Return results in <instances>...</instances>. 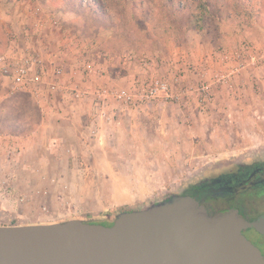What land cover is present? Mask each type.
Segmentation results:
<instances>
[{
  "label": "rangeland",
  "instance_id": "1",
  "mask_svg": "<svg viewBox=\"0 0 264 264\" xmlns=\"http://www.w3.org/2000/svg\"><path fill=\"white\" fill-rule=\"evenodd\" d=\"M45 15L56 32L34 26ZM47 42L55 62L41 52ZM239 50L248 52L244 70L230 85L216 84L213 100L198 106L192 91L198 72L206 70L204 79L213 81L225 63L232 65L223 55ZM8 52L39 56L47 70L62 67L69 85L129 88V79L159 77L175 93L190 92L171 103L114 104L111 121L90 140L95 114L48 115L52 128L45 130L29 95L5 98L10 91L0 90V135L16 140L13 146L0 140L1 176L15 174L30 200L17 207L0 199V226L104 224L264 153V0H0V54ZM183 74L187 80H174ZM47 137L58 155L53 161ZM80 161L94 176L77 174Z\"/></svg>",
  "mask_w": 264,
  "mask_h": 264
},
{
  "label": "water",
  "instance_id": "2",
  "mask_svg": "<svg viewBox=\"0 0 264 264\" xmlns=\"http://www.w3.org/2000/svg\"><path fill=\"white\" fill-rule=\"evenodd\" d=\"M235 212L210 218L172 195L105 226L77 219L0 226V264H264Z\"/></svg>",
  "mask_w": 264,
  "mask_h": 264
},
{
  "label": "built area",
  "instance_id": "3",
  "mask_svg": "<svg viewBox=\"0 0 264 264\" xmlns=\"http://www.w3.org/2000/svg\"><path fill=\"white\" fill-rule=\"evenodd\" d=\"M41 24L40 21H35L34 26L40 28ZM247 53L245 50H239L232 55H223L222 61L226 62L231 58L232 61L229 64L232 65L225 63L226 69L215 73L211 82H207L204 79L206 77V70L198 72L200 74L199 84L192 89L195 92L198 106H207L213 100V87L216 84L228 86L232 78L244 70L246 67L245 63L247 62L245 61ZM63 76L64 70L62 67L53 66L47 70L45 62L39 56L31 54L16 56L10 52L0 54V80H6L11 83L10 94L25 93L39 103L43 98L45 89H47L66 95L74 103L89 104L90 113L95 114L91 117L89 126L88 138L90 140L98 139L100 125L111 121L110 113H115V110H109L110 105L133 107L151 102L171 103L177 102L180 97L190 92V89L186 87L175 93L170 83L159 77H152L142 81L138 80L129 88H113L106 85L88 88L81 84L69 85L65 82ZM177 77L174 78L175 81H179V76ZM2 139H6L7 142L9 141L10 146L16 143L14 137L11 136L0 135V140ZM66 152L70 153V150ZM15 165L17 163H13L12 167H15ZM76 172L81 177L94 176L91 167L82 161L78 164ZM15 176V174H8L7 178H2L0 171V199L18 207L30 200L26 194L18 190L15 184ZM41 180H45L44 175H41ZM55 182L57 185L59 184V181ZM62 187L65 189L66 185ZM32 192L39 195L42 194L43 196L47 194L45 189H35ZM45 209L46 207L43 205L41 210L44 214Z\"/></svg>",
  "mask_w": 264,
  "mask_h": 264
},
{
  "label": "flooded vegetation",
  "instance_id": "4",
  "mask_svg": "<svg viewBox=\"0 0 264 264\" xmlns=\"http://www.w3.org/2000/svg\"><path fill=\"white\" fill-rule=\"evenodd\" d=\"M177 196L193 199L210 218L235 212L244 222L256 223L257 228L245 227L241 234L264 260V153L237 161L229 171L201 176L184 185Z\"/></svg>",
  "mask_w": 264,
  "mask_h": 264
},
{
  "label": "crops",
  "instance_id": "5",
  "mask_svg": "<svg viewBox=\"0 0 264 264\" xmlns=\"http://www.w3.org/2000/svg\"><path fill=\"white\" fill-rule=\"evenodd\" d=\"M49 17L47 15H45V23L41 24L40 26V29H44L45 27V34H47V32L51 33V32H56V30L54 29L53 25H51V22H49ZM54 17H52L53 19ZM54 20V19H53ZM35 23V21H34ZM33 23V24H34ZM46 36V35H45ZM46 38V37H45ZM44 48V50L42 49ZM42 48H41V52L42 54L45 55V60H47V62H55L54 59L52 58H56L55 56L56 55H48L49 52L48 51H54V47L51 48L50 44H47L45 43L44 45H42ZM49 49V50H47ZM182 81L183 80H187L186 78V75L183 74L179 77ZM129 84H133V81L134 79H129ZM112 83V82H111ZM11 83L9 81H6V80H0V90H11ZM10 93L8 94H5L4 97L6 98V95L8 96ZM17 93H12L10 95H14ZM9 95V96H10ZM35 103H37V101H35L34 99H32ZM38 106L40 107V110L43 114L42 116V119L44 122L45 120V123H43L42 125L45 126V130L47 129H50L52 128L51 127V123L49 120V117L48 115H60L63 114V115H67V114H71L70 116H73L76 118V115L80 117H83V118H87V116L90 115V106L89 104H86V103H74L72 101H70V99L64 95V94H57V92H52V91H49L47 89H45L44 93H43V98L42 100L37 103ZM113 108H116V107H113V105H110L109 107V110H113ZM116 113V111H115ZM45 115V116H44ZM48 117V118H47ZM48 119V120H47ZM87 120V119H86ZM60 123V122H59ZM72 123V122H71ZM69 123V124H71ZM74 124V122H73ZM41 125V126H42ZM42 126V127H43ZM77 129H78V126H75ZM52 139L50 137H47L46 139V144L49 146L47 148V154H49V157L51 158V160H55V156H58L57 154L55 155V153L52 151L53 150V146H52ZM49 203H50V207L51 208H54V206L56 205V201H55V198L52 196L50 197V200H49ZM89 208V207H87Z\"/></svg>",
  "mask_w": 264,
  "mask_h": 264
}]
</instances>
